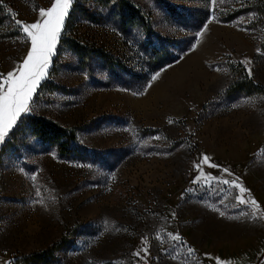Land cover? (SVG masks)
I'll return each instance as SVG.
<instances>
[{
  "label": "rangeland",
  "instance_id": "1",
  "mask_svg": "<svg viewBox=\"0 0 264 264\" xmlns=\"http://www.w3.org/2000/svg\"><path fill=\"white\" fill-rule=\"evenodd\" d=\"M5 1L25 25L55 2ZM129 1L185 49L147 74L139 26L121 27L109 5L88 2L98 21L69 15L70 5L61 35L70 29L99 50L82 61L58 38L29 111L0 142V260L264 264V26L250 24L251 10L221 20L244 0ZM5 24L0 77L31 49L20 27L4 38ZM98 53L114 59L112 69ZM242 73L260 92L226 93ZM27 114L75 138L42 141ZM237 196L257 202L255 218Z\"/></svg>",
  "mask_w": 264,
  "mask_h": 264
},
{
  "label": "trees",
  "instance_id": "2",
  "mask_svg": "<svg viewBox=\"0 0 264 264\" xmlns=\"http://www.w3.org/2000/svg\"><path fill=\"white\" fill-rule=\"evenodd\" d=\"M88 2L103 7L108 5L112 6L114 8V15L121 27L132 25L141 28L142 33L145 35V41L142 40L139 44L142 46V51L145 52L147 58V62L145 63V73L147 74L166 63L172 62L179 56L180 52L185 49L184 46L180 47V44L177 41L173 39H165L155 33L151 29L149 20L144 13L129 0H74L69 15L72 16L74 12H76L82 18H86L89 21H98L100 18L99 13L91 11L88 7ZM239 4L238 7L230 9L227 13H222L223 15L220 16L221 20L228 21L240 12L242 13L251 10L254 13V17L250 24L264 26L263 0H244ZM4 22H6L4 25L6 27L1 33L4 38H13L21 34L19 26L14 19L13 13L9 10L6 1L0 0V26ZM68 22L69 19H66L64 22V26L67 28ZM59 44L67 47V49L75 53L82 61L87 60V56L90 52H98L99 50L97 47L89 46L86 41L78 38L70 29H67L59 37ZM260 45L264 49V34ZM98 54L99 57L106 62L108 68L112 69L111 65L114 59L106 57L107 55ZM146 79V77H143L141 81L144 82ZM260 90V87L255 85L245 73H242L239 77L236 76V78L228 83L225 89L227 94L242 93L246 95L260 92ZM24 117L27 119V124L30 127L31 132L42 141L62 146L66 141L68 142L70 139L75 138L73 130L69 133H65L63 127L41 116L27 114L24 115ZM14 134L15 129H12L9 133V139L14 137ZM7 141H5V143ZM32 256L37 257L39 255L34 253Z\"/></svg>",
  "mask_w": 264,
  "mask_h": 264
},
{
  "label": "snow or ice",
  "instance_id": "3",
  "mask_svg": "<svg viewBox=\"0 0 264 264\" xmlns=\"http://www.w3.org/2000/svg\"><path fill=\"white\" fill-rule=\"evenodd\" d=\"M72 2L73 0H55L49 9H41L42 22L37 21L25 25L21 21H16L20 29L26 34V38L30 40L31 49L16 70L18 75L14 71L9 72L6 77H0V142L4 140L8 130L16 123L17 118L22 113L29 111L33 94L46 75L50 58L56 48L65 17L68 15ZM213 2L215 3V0ZM152 79L155 80L156 76H153ZM5 85H7L6 89ZM207 160L208 157H204V162ZM197 179L199 180V178ZM224 183H232L239 188L240 193L247 191L235 181H224ZM37 195H40L39 190H37ZM236 199L241 204L248 203L255 206L251 215L253 218L256 217L259 206L255 200H246L243 196H237ZM38 202L44 203L43 199ZM221 214L223 215V213ZM260 215L264 217V213H260ZM175 239L179 238L176 237ZM191 252L192 249H189V253Z\"/></svg>",
  "mask_w": 264,
  "mask_h": 264
},
{
  "label": "built area",
  "instance_id": "4",
  "mask_svg": "<svg viewBox=\"0 0 264 264\" xmlns=\"http://www.w3.org/2000/svg\"><path fill=\"white\" fill-rule=\"evenodd\" d=\"M0 264H12V261L10 259L0 260Z\"/></svg>",
  "mask_w": 264,
  "mask_h": 264
}]
</instances>
